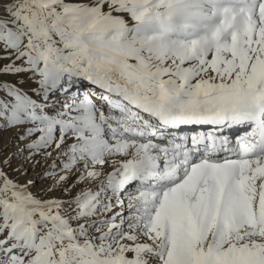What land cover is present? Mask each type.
Returning <instances> with one entry per match:
<instances>
[{
  "label": "snow or ice",
  "instance_id": "obj_1",
  "mask_svg": "<svg viewBox=\"0 0 264 264\" xmlns=\"http://www.w3.org/2000/svg\"><path fill=\"white\" fill-rule=\"evenodd\" d=\"M0 132V264H264V0H0Z\"/></svg>",
  "mask_w": 264,
  "mask_h": 264
},
{
  "label": "rangeland",
  "instance_id": "obj_2",
  "mask_svg": "<svg viewBox=\"0 0 264 264\" xmlns=\"http://www.w3.org/2000/svg\"><path fill=\"white\" fill-rule=\"evenodd\" d=\"M10 136H12V134L10 132H0V159H3L5 156L13 155L14 153L17 152L18 146H17L15 141L11 142L12 139L9 140ZM6 141H10V144H7ZM41 159L42 158L39 159L40 160L39 164H36L35 162L33 163V168L32 169H29V166L27 165V162L23 158V156H21L19 159H16L14 157L12 162H13V166L22 165L25 169H27L28 174L33 179L36 180L37 186H43L45 184V182H46V178H43V177L40 176V178L36 179V176H35L34 173L36 172V170H38L40 167H43L47 163H48V166H49L52 163V161L48 160L47 162H45V161H43V159L41 161Z\"/></svg>",
  "mask_w": 264,
  "mask_h": 264
},
{
  "label": "bare ground",
  "instance_id": "obj_3",
  "mask_svg": "<svg viewBox=\"0 0 264 264\" xmlns=\"http://www.w3.org/2000/svg\"><path fill=\"white\" fill-rule=\"evenodd\" d=\"M198 131H208L209 129L208 128H205V127H200V128H198L197 129ZM10 139H12V136H10L9 137V140ZM13 141H15V140H13L12 139V141L11 142H13ZM6 143L7 144H10V141H6ZM17 151H18V148H17ZM24 155H27V153H24ZM37 160H39L40 159V157H37L36 158ZM41 161H42V159H41ZM27 162V165L29 166V169H32L33 168V163L35 162V161H26ZM26 165V166H27ZM48 167V163L47 164H45L43 167H40L38 170H36V172L34 173L35 174V176H36V179H38V178H40V173H42L46 168Z\"/></svg>",
  "mask_w": 264,
  "mask_h": 264
}]
</instances>
